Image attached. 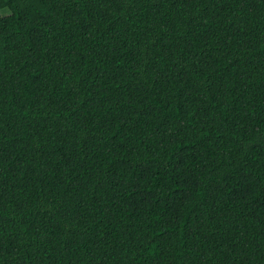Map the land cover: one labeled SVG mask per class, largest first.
Here are the masks:
<instances>
[{"label":"trees","instance_id":"obj_1","mask_svg":"<svg viewBox=\"0 0 264 264\" xmlns=\"http://www.w3.org/2000/svg\"><path fill=\"white\" fill-rule=\"evenodd\" d=\"M0 264H264V0H0Z\"/></svg>","mask_w":264,"mask_h":264}]
</instances>
